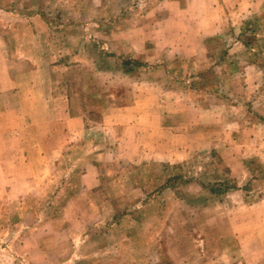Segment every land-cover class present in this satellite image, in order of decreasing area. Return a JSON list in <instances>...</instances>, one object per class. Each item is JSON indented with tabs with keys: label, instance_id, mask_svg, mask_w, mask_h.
I'll use <instances>...</instances> for the list:
<instances>
[{
	"label": "rangeland",
	"instance_id": "rangeland-1",
	"mask_svg": "<svg viewBox=\"0 0 264 264\" xmlns=\"http://www.w3.org/2000/svg\"><path fill=\"white\" fill-rule=\"evenodd\" d=\"M1 54L0 264H264V0H0Z\"/></svg>",
	"mask_w": 264,
	"mask_h": 264
},
{
	"label": "crops",
	"instance_id": "crops-1",
	"mask_svg": "<svg viewBox=\"0 0 264 264\" xmlns=\"http://www.w3.org/2000/svg\"><path fill=\"white\" fill-rule=\"evenodd\" d=\"M2 55V54H1ZM2 61H0V64L2 65L3 63L7 64V62L5 61V57H3L2 55ZM59 66H54L53 68H58ZM50 68V67H49ZM37 73V69H33L31 70V74L34 76Z\"/></svg>",
	"mask_w": 264,
	"mask_h": 264
},
{
	"label": "trees",
	"instance_id": "trees-1",
	"mask_svg": "<svg viewBox=\"0 0 264 264\" xmlns=\"http://www.w3.org/2000/svg\"><path fill=\"white\" fill-rule=\"evenodd\" d=\"M139 62V61H138Z\"/></svg>",
	"mask_w": 264,
	"mask_h": 264
}]
</instances>
